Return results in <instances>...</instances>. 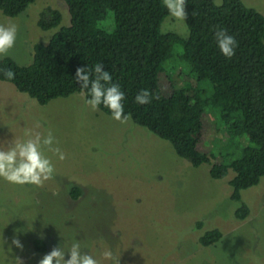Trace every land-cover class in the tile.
<instances>
[{"label": "rangeland", "instance_id": "1", "mask_svg": "<svg viewBox=\"0 0 264 264\" xmlns=\"http://www.w3.org/2000/svg\"><path fill=\"white\" fill-rule=\"evenodd\" d=\"M241 1L264 16V0ZM47 7L58 10L62 20L43 31L37 22ZM69 21L64 0H35L15 18L0 13V24L14 23L18 29L14 47L3 57L21 66L31 64L34 45L46 44ZM99 27L113 30L112 12ZM161 32L183 39L189 35L186 21L171 16ZM182 54L183 47L174 45L164 64L177 89L184 86L178 78L186 71ZM200 88L211 93L208 81ZM208 119L220 125L213 112ZM37 122L40 128L34 127ZM26 129L45 135L50 129L67 158L60 161L45 152L55 166V178L42 187L0 178V239L5 241L0 264H38L54 247L67 249L74 239L100 264H111L102 257L106 249L119 264H264V177L243 190L240 201H232L231 170L221 180L211 179L209 164L193 167L169 142L131 120L121 124L99 109L92 111L80 93L42 106L0 81V148L25 139ZM212 138L211 153L219 157L227 138ZM73 188L80 190L77 198ZM243 204L250 215L239 221L235 212ZM213 229L221 232V239L202 246L200 236ZM14 238L22 249L12 245ZM37 240L44 242V251L35 248Z\"/></svg>", "mask_w": 264, "mask_h": 264}, {"label": "trees", "instance_id": "2", "mask_svg": "<svg viewBox=\"0 0 264 264\" xmlns=\"http://www.w3.org/2000/svg\"><path fill=\"white\" fill-rule=\"evenodd\" d=\"M35 0H0V13L15 18ZM69 25L60 27L46 44H35L31 64L21 66L10 57L0 58V69L15 73L8 80L0 71V81L44 106L52 100L81 93L75 80L76 69L103 63L112 82L124 93V109L131 121L167 141L180 158L198 168L210 165L213 180L234 173L229 182L231 200L238 202L241 192L259 184L264 177V16L241 0H187L186 39L173 32L162 33L161 25L170 17L163 0H64ZM113 13L114 27L106 31L99 23ZM62 16L47 7L39 15L43 31L60 25ZM235 37L238 47L231 59L225 58L215 40L217 28ZM174 45L183 47L179 73L184 84L176 88L164 71ZM208 81L211 93L200 83ZM142 89L153 95L151 103L139 105L135 96ZM102 113L111 115L101 105ZM213 112L218 123L210 122ZM211 134L207 138V135ZM226 137L219 157L211 153L212 137ZM207 138V139H206ZM207 149L203 148V144ZM229 148L228 150H226ZM230 153L226 154V151ZM236 156V157H235ZM224 158H232L224 163ZM72 196L80 194L72 189ZM250 215L243 204L235 212L239 221ZM200 224H198L199 226ZM219 230L200 236L202 246L217 243ZM44 251L45 244L35 241Z\"/></svg>", "mask_w": 264, "mask_h": 264}, {"label": "clouds", "instance_id": "3", "mask_svg": "<svg viewBox=\"0 0 264 264\" xmlns=\"http://www.w3.org/2000/svg\"><path fill=\"white\" fill-rule=\"evenodd\" d=\"M215 6L219 7L222 0H214ZM163 5L172 18L177 21L185 22L188 13L186 11L187 0H163ZM17 26L13 24H0V57L8 55L14 47L17 38ZM187 35V33H186ZM217 47L221 54L231 59L235 55V49L238 42L235 37L229 35L224 28H217L214 32ZM103 63H96L91 68L80 67L76 69L75 80L79 83L81 97L84 104L92 111H96L101 105L106 107L111 118L121 124L130 121L131 115L125 113L123 100L124 93L121 91L118 83L112 82V76L109 71L104 70ZM3 75L8 80L15 77L11 69L2 70ZM153 95L148 89L140 90L135 96V102L139 105L151 103ZM39 122L35 128H40ZM25 139H17L6 149L0 148V178L15 185H34L42 187L45 182L55 178V166L52 160L45 155L50 152L58 160H65L66 154L58 147L53 132L49 129L46 135L33 129L24 131ZM5 241L0 239V245ZM12 245L17 248L23 247L18 239L12 240ZM67 253L68 259H65ZM105 261L111 264H119V259L113 256L110 249L102 253ZM19 264L20 261L18 260ZM38 264H100V261L89 253L82 250L79 240H73L67 249L59 245L54 247L49 253L45 254Z\"/></svg>", "mask_w": 264, "mask_h": 264}]
</instances>
